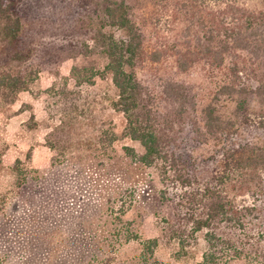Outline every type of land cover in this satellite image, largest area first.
Segmentation results:
<instances>
[{
	"label": "rangeland",
	"instance_id": "1",
	"mask_svg": "<svg viewBox=\"0 0 264 264\" xmlns=\"http://www.w3.org/2000/svg\"><path fill=\"white\" fill-rule=\"evenodd\" d=\"M19 1L21 41L10 46L0 40V73L32 81L12 101L0 92V264L200 262L205 231L194 233L186 221L191 205L185 193L214 183L224 174L225 161L231 163L224 181L227 198L237 208L254 207L244 234L249 245L258 241L264 249V172L236 169L230 158L246 144L264 147L258 124L264 118V51L236 57L245 64L243 80L260 92L249 95L243 121L233 103L217 94L224 67L213 68L197 56L186 71L176 64L178 53L188 57L186 50H194V25L200 22L198 16L185 19L200 14L201 5L193 10L190 0H130L144 34L134 71L151 104L160 114L174 112L166 93L171 83L183 84L195 98V108L172 134L171 150L191 182L185 190L128 156L127 148L138 155L143 149L124 135L125 119L112 108L116 91L109 75L97 77L92 86L64 83L74 66L94 71L105 64L101 54L86 50L93 47V7L79 0ZM242 2L250 10L264 8V0ZM15 52L24 59L15 60ZM57 90L67 94L65 100L54 95ZM212 100L234 124L199 143L190 121L201 126V110ZM244 234L234 236L239 242ZM154 239L150 254L147 243ZM245 251L246 258L230 264H257L253 251Z\"/></svg>",
	"mask_w": 264,
	"mask_h": 264
},
{
	"label": "trees",
	"instance_id": "2",
	"mask_svg": "<svg viewBox=\"0 0 264 264\" xmlns=\"http://www.w3.org/2000/svg\"><path fill=\"white\" fill-rule=\"evenodd\" d=\"M19 2L0 0V40L10 46H17L21 41L23 21L19 15ZM78 2L82 6L91 5L94 9L91 34L93 47H86V50L101 54L105 58V64L101 70L94 68V71L74 66L69 77L63 78L64 83L67 85L68 81H72L77 87L92 86L97 77L109 75L116 91L112 108L125 119L124 135L143 149V153L138 155L133 149L127 148L125 150L128 156L145 167H155L165 182L173 181L185 190H190L188 173H185L184 168L181 170L182 161L171 150V146L175 141L172 135L174 126L183 122L187 113L195 108V98L183 84L171 83L166 93L168 100L175 105V110L173 113L160 114L159 107L151 104V96L145 92L134 71L144 52V34L134 16L130 0ZM189 2L193 10H197L199 5L202 8L198 11L200 14H193L185 19L189 22L191 18L198 16L200 23L194 25L197 28L195 47L191 52L186 50L188 57L183 55L185 52L178 53L176 64L182 71H186L197 60V56L198 60L205 58L213 68L224 67L225 73L222 74L217 94L226 98L225 102L233 103L234 111L246 121L249 95L260 92L259 86L251 89L243 80L245 64L238 63L236 57L240 53L257 57L259 52L264 51V8L259 11L250 10L242 0ZM14 54L15 60L24 59L20 53ZM31 81L30 76L26 78L1 72L0 92L6 91L12 95V101L19 92L29 90ZM54 88L55 84L50 89ZM54 95H58L61 100L67 97L63 90H57ZM190 124L197 142L204 143L222 135L234 123L222 118L220 109L212 100L201 110V126L196 121H190ZM258 124L260 128H264L263 117ZM234 152L230 158L236 169L253 168L264 172V147L256 149L252 144H246ZM224 164V174L214 183L205 184L199 191L185 193L186 200L191 205L187 209L186 221L191 222L194 233L205 231L206 250L201 261L195 264H230L234 260L246 258L247 248L253 251L252 258L257 264H264V249L257 244L258 241L255 242V247L253 244L249 245L248 236L244 234L248 224L246 216L255 209L237 208L228 200L224 181L225 174L231 172V163L225 161ZM225 228H230L231 233L225 232ZM236 231L244 234L239 242L234 236ZM155 247V239L148 241L146 249L150 254H153Z\"/></svg>",
	"mask_w": 264,
	"mask_h": 264
}]
</instances>
